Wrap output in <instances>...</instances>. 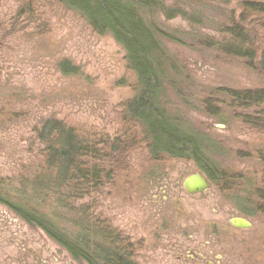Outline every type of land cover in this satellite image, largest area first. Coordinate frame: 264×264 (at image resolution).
<instances>
[{"label":"rangeland","instance_id":"rangeland-1","mask_svg":"<svg viewBox=\"0 0 264 264\" xmlns=\"http://www.w3.org/2000/svg\"><path fill=\"white\" fill-rule=\"evenodd\" d=\"M247 1L263 2L160 0L185 16L167 20L145 12L146 20L151 17L176 41L161 44L167 80L176 93L168 90L164 97L170 116L183 132L204 142L218 168L245 180L227 193L210 183L204 194L189 196L183 179L201 174L192 162L151 161L144 146L130 153L124 171L90 203L95 218L105 219L134 244L137 264H264V216L246 214V199L255 202V188L264 190V135L243 125L236 118L241 112L220 104L221 96L214 97L217 116H207L203 107L214 89L264 90V76L243 60L204 47ZM30 3V14L17 18ZM259 47L264 50V37ZM124 58L112 37L93 34L80 16L49 0H0V185L5 194L47 175L33 133L45 120L89 133L95 143L124 129L122 112L135 84ZM234 218L250 228H234ZM0 264L84 263L0 205Z\"/></svg>","mask_w":264,"mask_h":264},{"label":"trees","instance_id":"trees-1","mask_svg":"<svg viewBox=\"0 0 264 264\" xmlns=\"http://www.w3.org/2000/svg\"><path fill=\"white\" fill-rule=\"evenodd\" d=\"M49 1L80 16L93 34L108 35L123 48L126 68L135 77L134 96L123 108L124 129L112 140L95 143L89 133L55 119L45 120L34 128L35 140L41 146L39 165L47 175L22 182L17 192L10 187V195L0 185V205L44 234L74 261L137 264L133 259L134 244L112 230L105 219L95 218L90 203L102 195L116 173L124 171L130 153L144 146L151 161L192 162L221 193L232 191L245 179L218 168L207 154L209 149L204 142L183 132L166 108V92L176 93L172 82L167 80L168 66H164L166 55L161 44L163 40L176 41L155 20L151 17L146 20L144 15L160 13L172 20L185 16L181 10L170 7L168 10L160 0ZM261 1L238 5L237 18L232 15L228 24L217 30V38H207L204 47L241 59L249 69L264 76V50L259 47V40L264 37V0ZM30 6L31 3L20 8L17 18L29 15ZM61 66L65 69L66 65ZM215 96L224 99L220 104L241 112L236 118L243 125L264 135V90L214 89L203 102L209 117L220 111ZM247 182L250 181H246L249 185ZM254 194L255 202L246 199V214L264 216V190L255 188Z\"/></svg>","mask_w":264,"mask_h":264},{"label":"water","instance_id":"water-1","mask_svg":"<svg viewBox=\"0 0 264 264\" xmlns=\"http://www.w3.org/2000/svg\"><path fill=\"white\" fill-rule=\"evenodd\" d=\"M182 188L189 196L201 195L207 192L210 188L208 179L199 173L189 175L182 181ZM230 224L236 229H249L250 224L241 218H234L230 220Z\"/></svg>","mask_w":264,"mask_h":264}]
</instances>
